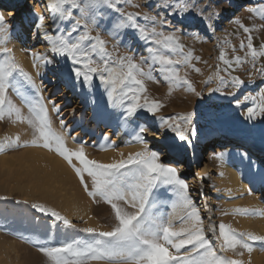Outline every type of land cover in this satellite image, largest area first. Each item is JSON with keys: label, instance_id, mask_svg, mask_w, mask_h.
Returning a JSON list of instances; mask_svg holds the SVG:
<instances>
[{"label": "rangeland", "instance_id": "obj_1", "mask_svg": "<svg viewBox=\"0 0 264 264\" xmlns=\"http://www.w3.org/2000/svg\"><path fill=\"white\" fill-rule=\"evenodd\" d=\"M79 2L82 7L88 3L94 4L89 19L82 18L80 9L74 8L71 9L73 14L71 19H61L57 14V19L53 21L47 11L35 9L37 0H25L24 6L15 15L14 20L15 23L19 22L24 9H33L39 19V24L40 17L44 18L43 24L46 23L48 34L66 35L71 31L75 20L82 19V24L72 34L73 37L81 34L84 31V23H87L92 30V35L98 34L107 41L106 47L113 54V58L131 55L139 63L141 56L148 55L146 48L154 45L150 41L140 39L138 29L118 28L117 25L125 19L127 13H139L136 22L149 28L152 25L143 19L144 14L156 15L158 19H165L166 23L156 25L157 29L166 33L175 31L180 37V42L184 45L185 52L188 50L193 52L191 66L175 65L172 67L178 70L181 77L187 76L195 88V92L189 91L188 86L181 81L172 84V91L169 94L171 81L167 77L170 73L162 72L159 64L152 65L153 79L146 81L147 96L150 100L159 101L163 107L155 115L145 109L138 110L135 115V118L140 120L138 127L145 126L147 130L143 134L155 144L151 150L160 153L162 163L173 166L172 157H164L167 152L162 151L163 142L159 138H153V135L159 136L165 131L171 139L172 147L185 152L191 149L198 137L208 138L204 142L203 148L206 145L210 148L209 143L216 137L227 136L252 143L260 152L257 157L254 156V160L258 163L262 162L261 157L264 155V116L258 115L253 119H248L247 109L254 105L251 101H245L244 97L249 95L258 97L264 91V71H258V69L264 68V57L257 58L253 62L250 56H245L247 48L241 49L240 42L244 40L246 44V38L249 34L245 33L243 28L234 21L239 19L244 26L253 28L251 35L254 45L258 48L260 44L264 43V18L254 15L249 9L259 7L264 4V0H191L196 7L187 13H181L174 7H161L163 0H111V4H114L115 7H112L111 4H104L102 0H79ZM201 10H203L202 15L200 14ZM6 21L9 24V34L4 46L12 50L11 55L26 72L30 74V68L40 70V74L36 77L38 80L32 77L35 87L18 72L14 74L13 83L15 87L9 88L8 92L13 102L27 115L28 106L25 98H36L37 89H39V94L43 96L44 103L48 107L53 127L64 135L69 149L76 150L83 145L87 157L101 163L119 160L121 158L120 153H124L126 157L129 151L123 147L124 143L117 136L118 134L109 128L108 123L103 121L97 123L95 118L93 119L92 107L83 106L77 87L80 86V91L87 87L81 88L82 85L74 87V83L79 81L69 75V70L72 67L70 59L52 53L51 45L48 43L45 33L40 32V29L34 27L24 32H18L13 20L6 19ZM221 52L226 53L225 59L229 61L231 67L220 60ZM32 53L46 55L52 62L46 64L43 60H35ZM237 55L242 57L240 64L235 63L234 58ZM195 57L200 59L196 60ZM0 58H3L2 55ZM93 59L100 62L99 57L95 55ZM148 63L145 62L142 65L145 71H148ZM195 68L200 69V71L196 72ZM217 74L219 77H223V82L217 78ZM232 77H239L244 83L235 87ZM209 78H211V82H208ZM93 80H98L96 81L97 86L103 85V89L107 93L108 87L101 82L99 76H94ZM196 93H200V95L198 96ZM237 100L241 101L239 105L236 103ZM50 101H54L59 106V112L53 111ZM188 112L194 114L190 127L194 128L196 133L195 136L189 135L188 140H180L170 128L161 126V118L168 119ZM61 120L65 121L64 126H61ZM16 126H18V131L21 129L18 133L21 143L30 141L32 129L27 123H12L7 119L0 122V136L11 134L12 129ZM91 130H94L93 135H90ZM75 135L79 137L78 143L72 141ZM98 135L103 138L107 137L105 141L108 146L110 144L109 147L116 157L112 159L104 157L102 147L96 142ZM223 144L227 146L229 143L224 141ZM205 149L207 147L204 148V155L210 152V150ZM37 150L49 152L43 147H12L10 150L0 153V159L2 156L9 158L24 156L30 151ZM52 154L58 156L53 151ZM217 155L220 156V152H217ZM214 157L215 155L206 157L202 165L196 166L190 171H178L181 178L189 186V194L196 207L200 209L205 227L209 223L208 217H211V222L217 225L223 222L230 224L240 232L250 231L264 235V227L257 221L258 215L233 214L234 208H250V205H243L242 201H228L226 199L228 197L227 192L220 194L219 190L224 188L217 182L219 176L225 174V170L222 171L220 168V159L215 161ZM61 162L71 179L66 185H63V190L59 188V184L54 185L58 188L55 187L46 195L43 194L45 197L37 194L38 189L34 187L32 175L28 172L29 163L24 161V168L19 165L20 169L16 165H11L10 168L6 167L10 169V173L4 172V168L0 167V264H48L46 258L39 251L42 245L58 247L63 243L74 241L94 243L98 237L84 232V228L92 227L98 231L111 229L114 218L110 206L102 201L94 202L84 192L72 168L63 158ZM73 162L79 166L78 161L74 159ZM208 164L212 166L207 168ZM261 166L264 169V163ZM19 170H22L23 174L17 177L15 172ZM19 186L26 189L23 190L26 193L19 189ZM24 186L27 187L24 188ZM250 191L253 196L258 195L264 200V191L261 192L258 188H252ZM75 194L76 196H74ZM74 198L81 205L85 203L90 205V216L81 213L75 214L69 209H64L63 202L68 203ZM152 199L156 205L153 208L154 212L166 216L183 215L182 211H178L181 210L178 209V197L168 186H158ZM61 200H63L62 203ZM173 203H177L175 212L172 207ZM33 204H43L46 209H55L62 216L71 220L75 227L64 225L62 221H57L55 217L46 212L33 208ZM225 211L228 212V215L223 214ZM174 223L176 222L174 221ZM209 236L214 244L217 243L211 234ZM262 248L264 245L256 242L251 255L245 251L242 257L234 258L242 259L246 264L249 260L251 264H264V250ZM225 254L233 255L231 252Z\"/></svg>", "mask_w": 264, "mask_h": 264}, {"label": "snow or ice", "instance_id": "obj_2", "mask_svg": "<svg viewBox=\"0 0 264 264\" xmlns=\"http://www.w3.org/2000/svg\"><path fill=\"white\" fill-rule=\"evenodd\" d=\"M104 4H111V0H102ZM48 8L53 13V21L57 14L61 19L73 17L71 9L79 8L81 17L90 18V11L94 4L88 3L81 6L79 0H48ZM67 6V7H66ZM115 7L114 4H111ZM161 7H174L181 13H187L195 9L191 0H163ZM254 15L264 18V4L249 9ZM203 14V10L200 11ZM139 13H127L125 19L117 27H131L138 29L140 39L150 41L152 47H147V56H141L138 63L131 55L117 56L108 51L107 41L98 34L92 35V30L84 23V31L73 37V33L82 24V19H76L70 32L66 35H50L45 33L51 52L66 56L70 59L72 67L69 75L76 81L82 82L89 87L93 77L99 76L101 82L108 87L107 97L112 108L124 110L126 117H133L138 110L145 109L155 113L163 107L156 100H150L147 96L146 81L152 80V65L159 64L162 72L170 73L167 77L172 84L183 82L189 91L195 92V88L187 79L181 77L177 69L172 66H191L193 52H185L180 37L173 32L158 30L156 25H163L166 20L158 19L156 15L144 14L143 19L151 23V27L141 26L136 22ZM44 18L40 17L39 28H43ZM94 22V21H93ZM249 35L245 41L240 42L241 49L247 48L246 57H251L254 62L257 58L264 57V43L257 48L251 35L253 28L241 24L240 20L234 21ZM9 34V24L5 16L0 13V122L5 119L12 123H27L32 129L30 141L21 143L20 137L6 136L0 140V153L10 150L12 147H43L54 151L62 157L72 168L84 192L94 202H104L110 206L114 223L108 231H98L95 228H84L86 233L94 234L98 238L94 243H81L74 241L63 243L60 246H41L39 251L46 258L48 264H246L242 257L246 251L251 255L254 244L260 242L264 245V235H258L250 231L240 232L230 224L211 222L205 227L200 209L196 207L189 194V186L183 180L176 167L161 162L160 153L149 148L143 133L147 130L141 125L135 134V140L143 144V149L130 152L125 157L120 153L119 160L111 163H101L95 159H89L85 154L83 145L72 150L66 146L65 137L58 132L49 116V110L44 103V98L37 89L36 98H25L28 106V114L25 115L9 97V88H14V74L19 73L35 87L32 76L26 72L11 55L12 50L6 46ZM170 53V54H169ZM35 60H43L46 64L52 61L46 55L32 53ZM99 57V61L93 56ZM226 53H220V60L229 67L232 65L225 59ZM199 60V57H195ZM235 63L240 64L242 57L235 56ZM148 63V71L142 66ZM196 72L200 69L195 68ZM264 71V68L258 69ZM217 78L223 82V77ZM211 82V78L209 81ZM235 87L241 86L244 81L239 77H232ZM219 90V89H216ZM200 95V93H196ZM245 101H251L253 107L247 109V118L253 119L258 115L264 116V91L259 96H245ZM143 101V102H141ZM52 103L53 111L59 112V106ZM237 105L241 103L236 101ZM193 113L179 114L161 118L162 125L174 131L180 140H188L189 135L195 136L194 128H191ZM64 126L65 121H60ZM74 139V138H73ZM107 139V137H105ZM78 161L79 166L73 161ZM90 182V183H89ZM165 185L172 189L178 197L179 208L183 215L158 214L153 211L156 207L152 199L158 186ZM33 208L55 217L64 225L74 228L71 220L62 216L55 209H46L43 204H33ZM174 212L177 203L172 205ZM224 215H228L225 211ZM233 214L252 216H264V211L257 208L236 207ZM174 221L176 223H174ZM215 238L213 243L210 238ZM264 250V248H262ZM231 252L232 256L225 253ZM247 264H251L250 260Z\"/></svg>", "mask_w": 264, "mask_h": 264}, {"label": "bare ground", "instance_id": "obj_3", "mask_svg": "<svg viewBox=\"0 0 264 264\" xmlns=\"http://www.w3.org/2000/svg\"><path fill=\"white\" fill-rule=\"evenodd\" d=\"M24 4H25V0H0V13H2L6 19L13 20V22L15 23L16 21L14 20V17L18 13V11L21 9V7L24 6ZM47 5H48V0H37V5L35 6V9H38L40 11L41 10L47 11L48 15L52 19L53 13L48 8ZM23 11L24 12H23L22 18L19 20V22L14 24L18 32H24L27 29L30 30L31 28L36 27L40 29V32L48 33L46 23L43 24V28L38 27L39 19L33 9H27V10L24 9ZM39 71L40 70L38 69L30 68L31 76L37 80L38 78L36 77L38 76V74H40ZM93 81L95 83L92 82V85L90 87L88 85H84L83 83L80 84V82L74 83L75 84L74 87H77L79 85H82L81 88L85 86L87 87L82 91H80V88H79L80 86L77 87L80 93V98H81V102L83 103V106L92 107V117L93 119L95 118L97 123L103 121L110 125L109 128L118 134L117 136L124 143L123 147L127 151H129V153L141 151L143 149V144L137 142L134 138L135 134L139 131L138 125H139L140 120L136 119L135 116L126 117L123 109L112 108L108 102L107 93H106V90L103 89V85L97 86L96 81L98 80L96 81L93 80ZM17 127L18 126L14 127L11 131L12 133L9 132L11 134L9 135L7 134V135L8 136L10 135L20 136L18 133L20 132L21 129L18 131ZM93 134H94V130H91L90 135H93ZM7 135L0 136V140H3V138L6 137ZM144 137L146 141L148 142L150 149L151 147L155 146L153 141L149 140L145 135ZM152 137L155 139L159 138L160 141L163 142L162 151H165L168 154V155L166 154V156L164 157L171 156L172 157L171 163L173 166L177 168L178 171H182V172H184L185 170L190 171V169H194L196 168V166L202 165L203 160L206 157L215 155L214 157L215 161L220 159L219 160L221 161L220 168L222 169V171L225 170V174H223L224 173L223 172L222 173L223 175L219 176L218 182H217L218 185L223 186V188L226 189V190H224L223 188H222L223 190L220 189L219 190L220 194H222V192L224 193L227 192L228 197L226 199L228 201H237V202L242 201L243 205H246V206L250 205L251 206V207L249 206L250 208L254 207L261 211H264V200L259 198L258 195L253 196V194L250 191V189L252 188H255V189L258 188L261 192L264 191V169H262V166H261V164L264 163V155H262L261 157L262 162H259V163L256 162L254 160V156L257 157V155H259L260 152L256 147H254L252 143L245 142V141L232 138V137L220 136L218 138L216 137L214 140H212L209 143L210 148L208 147V145H206L207 149L205 150L207 151L210 150V152L204 155V148L206 147L203 148V144L208 138H203L202 136L196 138L191 149L185 152V151H181L178 148L172 147L171 139H169L165 131H163V133H161L159 136L153 135ZM73 138H72L73 143H76L79 139L78 135H75ZM105 140H106L105 138L98 135L96 142L99 146L102 147L104 151L103 152L104 157L106 159H112L116 156L114 155L111 147H109L110 144L108 146V143ZM224 141H226L229 144L223 149L219 145H222ZM217 152L218 153L220 152V156L217 155ZM24 161L29 163L28 172H30L32 175V181L35 183V186H34V183L32 185L38 189V193H37L38 195H41V196L43 194L46 195V193L50 192V190L56 187V186L54 187V185L56 184H59L60 186L59 185L58 186L61 189L62 187H64L63 185H66V183H68L69 180L71 179V176L66 172L65 167L62 165V162H61L62 158H60L59 155L53 156L52 151H49V152H42L40 150L30 151L24 156L19 155V156H13L10 158L6 156H2V158L0 159V167L4 168L3 171L7 173V171L9 172L10 170L9 166L11 165L13 166L16 165L17 167H19V169L21 167L24 168L23 167ZM19 165H21V167ZM211 166H212L211 164H208L207 168H210ZM6 167H9V168H6ZM15 173L17 174L16 175L17 177H20L23 174L22 170H19ZM25 187L27 186H24V188ZM19 189H22V188L19 186ZM23 190H26V189H22V191ZM23 192L26 193L25 191ZM74 196H76V194ZM62 201L63 200H61V203ZM63 204H64L63 206L65 210L69 209V211H73L75 214L81 213L83 215L90 216V205L86 203L81 205L78 203L76 198H74L73 201H70V202L68 201V203L63 202ZM178 211H181V210H178ZM257 221L262 227H264V216L258 215Z\"/></svg>", "mask_w": 264, "mask_h": 264}]
</instances>
